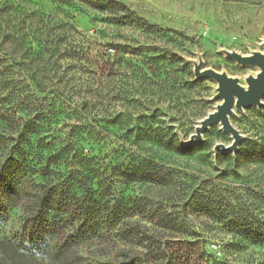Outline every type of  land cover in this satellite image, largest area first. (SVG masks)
I'll return each mask as SVG.
<instances>
[{
    "label": "rangeland",
    "instance_id": "obj_1",
    "mask_svg": "<svg viewBox=\"0 0 264 264\" xmlns=\"http://www.w3.org/2000/svg\"><path fill=\"white\" fill-rule=\"evenodd\" d=\"M123 1L163 31L151 33L132 25L105 23L102 15L76 4L0 0V8L5 5L0 16V41L4 31L11 37L3 45L8 54L0 48L1 56L6 57L0 63V70L8 73L12 67L13 73L7 76L8 83L0 84V139L4 140L0 153H8L17 145L24 147L36 181L56 182L73 173L70 158H57L56 152L66 141V125L81 115L54 89L52 84L61 85L57 83V73H50L51 83L43 79L46 73L42 70L36 72L37 63L42 66L41 60L46 58V55L37 58L41 48L50 47L62 33L68 36L67 44L63 43L62 47H69L74 55L76 44L84 46L89 58L99 51L116 53L114 44L156 47L152 52L126 54L125 57L133 59L135 67L120 66L124 71L119 74L114 72L119 58L111 55L109 75L103 77L98 70L95 81L98 152L104 163L115 164L113 198L118 199L123 212L128 214L125 228L143 232L147 239L139 244L125 239L117 230L88 233L78 220L69 218L60 222L47 216L45 209L37 212L35 202L25 196L16 206L0 210V240L10 236L27 245L40 239L68 240L84 264H119L133 256H140L141 264H217V260L226 259L230 264H264V246L255 244L230 255L224 245L237 242V237L193 207L184 209L191 190L204 187L208 179L240 186L247 182L264 188V167L243 159L238 169L240 176L226 173L224 177L228 180H224L221 173L224 169L229 171L232 163L218 160L219 150L215 146L229 144L233 138L221 129L220 123L204 131L206 147L193 155L165 150L155 141V134L164 125L172 124L181 140L187 142L202 117L221 100H213L217 81L195 76L194 64L200 57L204 67L225 71L242 83L247 74L258 72L255 66H243L228 57L225 50L245 55L254 50L264 51V0ZM161 51L173 52L184 62H162L165 71L156 72L146 56ZM59 62L63 63V70L66 66L72 67L76 59L60 55ZM185 63L193 74L185 73L184 80H197V84L177 91L173 84L176 86L175 78L182 74L178 75L175 70ZM78 73L70 70L68 75L79 77ZM33 79L45 81L46 91H35L34 85H30ZM262 107L264 103L243 111L235 109L230 115L232 124L244 136L240 148L264 134V120L258 116L264 112ZM105 117L112 121L109 125L103 121ZM28 126H35L36 132L28 131ZM43 165L50 170L42 169ZM133 166L152 170L156 176L170 175L173 185L125 179L122 172ZM154 246L160 248L159 255ZM39 257L41 264H56L47 256Z\"/></svg>",
    "mask_w": 264,
    "mask_h": 264
},
{
    "label": "trees",
    "instance_id": "obj_2",
    "mask_svg": "<svg viewBox=\"0 0 264 264\" xmlns=\"http://www.w3.org/2000/svg\"><path fill=\"white\" fill-rule=\"evenodd\" d=\"M52 1L58 4H76L87 7L102 15L101 20L105 23L119 26L132 25L151 33L163 31L160 26L150 24L146 17L132 10L123 0ZM4 8L5 5L0 8V16ZM2 36L0 48L7 55L8 52L3 45L8 43L11 37L6 31L3 32ZM67 40L68 36L65 32L58 36L54 44H50V47L45 46V49L43 47L44 50L41 48L37 58H43L45 55L46 58L41 60L43 61L42 66L40 62L37 63L36 72L42 70L44 75L46 73V77L43 79L51 83L50 73H57V83L61 85L52 84L54 89H57L56 91H59L61 96L73 104L76 112L81 115L80 119L66 125V141L61 149L56 152L57 158H70L74 171L71 176L59 179L56 182L36 181L32 178L33 170L29 165V157L25 154L24 147L17 145L8 153L2 151L0 153V210L5 206H16L26 196L35 202V206L38 208L37 212L45 209V214L55 220L62 222L73 218L78 220L79 223L82 222V226L86 227L88 233L94 234L101 229L107 231L117 230L118 233L124 235L125 239L130 238L132 241L143 244L144 240L147 239V234L137 233L132 228H125V219L128 214L123 212L118 199L113 198L115 164L112 162L104 163L98 152L100 138L98 137L99 132L95 117L98 102L95 81L97 80L96 71L98 70L103 77L109 75L107 67L110 64L111 55L119 58L118 67L114 71L119 74V71H124V68L122 69L120 66L125 68L130 66L133 68L134 66L132 64L133 59L125 57L126 54H138L142 50L152 52L156 47L146 49L143 46L132 48L123 43L114 44L113 46L117 47L116 53L99 51L89 58L84 46L76 44L74 55L69 47H62L63 43L67 44ZM1 52L0 63L6 60L5 56H1ZM60 55L61 57L75 58L76 63L72 67L66 66L62 70L61 65L63 63L59 62ZM146 57L154 70L161 74L165 71V65H162V62L167 64L184 62L180 59V56L169 51H161L157 55L153 53ZM186 64H182L175 70L178 75L182 74L179 78H175L176 86L175 83H172L177 91L192 88L197 84V80L190 78L184 80L183 75L185 73L188 75L193 74V71L187 69ZM60 70L62 71L61 76L59 75ZM70 70L79 71L77 74L79 77L69 76L68 72ZM109 71L113 70L109 69ZM9 73L13 75L12 67L8 73L0 70V84L8 83L9 77L7 76ZM30 85H34V90L37 91L38 89L40 93L46 91L45 81L33 79ZM101 101L105 104L104 100ZM262 108L264 110V107ZM105 111H107L106 108ZM258 116L264 120V112ZM103 121H106L108 125L112 122L108 117H105ZM254 124L257 128H260L257 123L254 122ZM262 127H264V124ZM27 130L36 132L37 129L35 126L30 128L28 126ZM151 134L152 132L149 135ZM155 135L157 138L155 141L165 150L174 151L181 155L188 156L199 151L203 152L206 147L204 142L186 143L181 140L180 134L172 124L164 125ZM3 142L4 140L0 139V151ZM87 146L89 147L87 148ZM238 148L236 152H226L221 149L217 152L218 160L226 159L233 164H231L232 167L229 168V171L224 169L221 173L224 180H228L224 177L227 175L226 173L232 176H240L238 169L243 159H248L251 163L264 167V134L258 136L257 139L250 140L246 147ZM150 164L154 165L153 163ZM136 168L137 166L129 167L125 172H122V175L129 180L173 185L172 176L170 175L156 176L152 170ZM42 169L50 170L49 166L46 165H43ZM109 174L111 175L108 176ZM208 180L204 187L198 186L191 190L184 209L193 207L194 211H198L204 217L207 216L212 222L222 226L226 232L236 236L237 242H227L224 245L230 255H237L255 244L264 246V188L247 184V182L244 186H240L230 182H216V179H213V181ZM37 214V216H40L41 213ZM159 249L156 246L153 248V250H157L158 255L161 253V250L158 251ZM39 255L49 257L56 264H84L82 257L74 252L68 240L61 242L53 239H40L35 244L30 245L10 236H5L0 240V264H41ZM141 263L140 256H133L122 260L119 264ZM217 264H230V261L228 259L217 260Z\"/></svg>",
    "mask_w": 264,
    "mask_h": 264
},
{
    "label": "water",
    "instance_id": "obj_3",
    "mask_svg": "<svg viewBox=\"0 0 264 264\" xmlns=\"http://www.w3.org/2000/svg\"><path fill=\"white\" fill-rule=\"evenodd\" d=\"M225 53L243 66H255L258 72L256 74H247L245 83H242L238 77L231 76L225 71L204 67L203 59L200 57L194 64L195 76L197 79L211 77L217 81V93L213 100H221L218 101L214 110L209 111L202 117L187 142L202 143L204 131L220 123L221 129L230 133L233 139L229 144L218 143L215 148L226 152H236L244 136L232 124L230 115L235 112V109L243 111L251 106L263 105L264 51L254 50L246 55L236 50H225Z\"/></svg>",
    "mask_w": 264,
    "mask_h": 264
}]
</instances>
